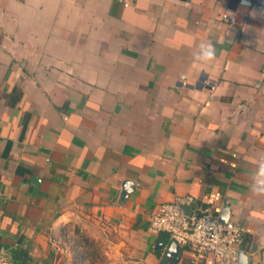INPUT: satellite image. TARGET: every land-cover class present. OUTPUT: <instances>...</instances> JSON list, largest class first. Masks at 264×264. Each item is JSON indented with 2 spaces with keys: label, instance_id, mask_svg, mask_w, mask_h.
Instances as JSON below:
<instances>
[{
  "label": "crops",
  "instance_id": "1",
  "mask_svg": "<svg viewBox=\"0 0 264 264\" xmlns=\"http://www.w3.org/2000/svg\"><path fill=\"white\" fill-rule=\"evenodd\" d=\"M261 157L264 0H0V246L14 264H61L68 223L115 263L208 264L188 245L173 260L149 229L184 194L193 211L228 207L240 253L264 264Z\"/></svg>",
  "mask_w": 264,
  "mask_h": 264
},
{
  "label": "built area",
  "instance_id": "2",
  "mask_svg": "<svg viewBox=\"0 0 264 264\" xmlns=\"http://www.w3.org/2000/svg\"><path fill=\"white\" fill-rule=\"evenodd\" d=\"M241 1L251 3V0ZM222 16L231 23L236 22L235 16L228 13ZM193 203L194 198L188 194L161 203L151 215L149 229L156 233H167L179 245L190 246L195 260L210 255L208 264H240L242 227L229 219L222 221L220 214L210 209L193 211ZM0 264H14L10 251L3 246H0Z\"/></svg>",
  "mask_w": 264,
  "mask_h": 264
},
{
  "label": "rangeland",
  "instance_id": "3",
  "mask_svg": "<svg viewBox=\"0 0 264 264\" xmlns=\"http://www.w3.org/2000/svg\"><path fill=\"white\" fill-rule=\"evenodd\" d=\"M61 236L64 247H67L59 256L64 257L61 264H120L115 263L112 252L110 256L107 253L106 241L93 237L84 225L68 223Z\"/></svg>",
  "mask_w": 264,
  "mask_h": 264
},
{
  "label": "clouds",
  "instance_id": "4",
  "mask_svg": "<svg viewBox=\"0 0 264 264\" xmlns=\"http://www.w3.org/2000/svg\"><path fill=\"white\" fill-rule=\"evenodd\" d=\"M215 56V49L211 44L201 45L197 53L198 60L210 61ZM253 191L258 195H264V157L259 158L258 167L253 175Z\"/></svg>",
  "mask_w": 264,
  "mask_h": 264
},
{
  "label": "water",
  "instance_id": "5",
  "mask_svg": "<svg viewBox=\"0 0 264 264\" xmlns=\"http://www.w3.org/2000/svg\"><path fill=\"white\" fill-rule=\"evenodd\" d=\"M129 185H130V182H125V190L123 193V197H125L128 194V191L130 190ZM220 217H221V220L224 222L229 219V208L228 207H225ZM179 254H180V246L178 245L176 241L173 240L169 248V255L173 260H176ZM240 264H248V255L244 252L240 253Z\"/></svg>",
  "mask_w": 264,
  "mask_h": 264
}]
</instances>
